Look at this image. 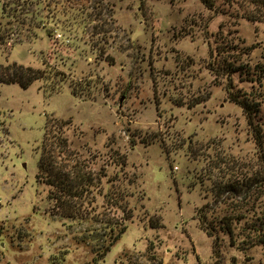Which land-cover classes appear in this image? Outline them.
Instances as JSON below:
<instances>
[{
  "label": "rangeland",
  "instance_id": "374dc122",
  "mask_svg": "<svg viewBox=\"0 0 264 264\" xmlns=\"http://www.w3.org/2000/svg\"><path fill=\"white\" fill-rule=\"evenodd\" d=\"M5 1L0 26L12 32L0 42V64L45 75L26 89L0 81V264H264V229H251L264 222V197L250 210L214 201L229 174L212 161L252 164L259 150L227 76L216 79L210 63L220 33L253 48L242 57L252 70L264 65V2L29 0L16 11ZM256 75L234 74V90H264V77L248 79ZM259 115L264 131V102ZM48 119L67 126L71 149L107 171L104 193L126 206H110L127 228L98 262L82 238L104 233L100 223L57 213L54 186L37 176ZM214 202L212 236L199 217ZM225 214L234 217L233 239L220 229Z\"/></svg>",
  "mask_w": 264,
  "mask_h": 264
},
{
  "label": "trees",
  "instance_id": "16d2710c",
  "mask_svg": "<svg viewBox=\"0 0 264 264\" xmlns=\"http://www.w3.org/2000/svg\"><path fill=\"white\" fill-rule=\"evenodd\" d=\"M23 1L11 0L10 3L5 1V8L11 6L12 3L15 6H11V8L17 11V2L21 6L29 2V0ZM259 1L264 2V0ZM202 2L209 9L215 7L214 0H202ZM30 3H33L32 0ZM14 17L18 19V14H15ZM27 22V19L24 21L20 19L19 24L23 27L26 26L28 30H32L33 27L27 26ZM0 29V42H5L11 34L12 29L9 27L7 31L3 26H0ZM219 39L221 41L216 49V57L215 51H212V55L215 57V61L210 62L212 70L215 72L216 79H220L221 75L227 76L229 80L226 86L228 95L232 101L240 105L246 112L249 125L256 139L259 155L258 160L252 164L220 154L216 161H212V164L218 168L220 173H224V176L229 174L227 180L220 179L216 182V186L213 189V192L216 194L214 201L216 203L225 202L232 204L233 208H235L234 210L244 208L250 210L258 203L257 201L264 197V131L262 117L259 115L262 103L264 102V90L260 92L252 91L250 93L243 90L235 91L233 75L236 73L240 75L257 74L256 76H249L248 79L257 80L259 83H262L264 65L257 63L255 69L252 70L249 62H243L242 57L244 54H249L253 48L243 47L240 50L238 44H235L232 40H228L225 36H221L220 33ZM230 51L232 52L229 53ZM223 53L229 54L228 56L221 57ZM44 75V70L33 66H24L17 62L8 65L0 64V81L18 83L25 89L34 81L43 78ZM154 82H156L155 79ZM51 121L54 120L48 119L45 125V138L39 158V173L37 176L47 184L54 186L51 196L56 200V206L59 210L57 213L70 218H83L86 221L92 220L100 223L104 233L97 232L93 238H82L83 242L90 239L88 245L92 246L95 260L98 262L106 256L127 228L126 226L120 227L117 225L119 221L114 220L115 218H110L112 208L111 210L109 208L110 206H117L126 211V206L122 207L117 195L109 196L104 193L101 184L103 176H107V171L104 168L100 171L94 170L90 160L85 158L78 150L71 149L72 143L65 135L67 126H64L63 122H60V126H49ZM119 157L120 164L122 166L127 165V155L122 154ZM223 163L225 166L222 165ZM97 194L104 196L105 203L101 205L104 210L100 211L97 205H95L98 198ZM215 202L204 204L200 208L199 217L203 229L212 236L218 231V227L214 220H207V212L214 211ZM226 215L220 220L222 223L220 229H223L233 239L235 235L233 227L234 217ZM244 216L243 212L240 215L238 214V218ZM251 225V229L254 231L261 232L264 229V222ZM108 227L109 230L107 232L106 228ZM114 231H118L117 234L113 235ZM97 235L98 238H96ZM106 235L107 237H103ZM262 235L264 237V233H261L259 236V242H263ZM108 236L110 238L107 240ZM93 240L97 241L96 245H93ZM151 259L155 262L157 256L152 254ZM157 264H162V262H158Z\"/></svg>",
  "mask_w": 264,
  "mask_h": 264
}]
</instances>
